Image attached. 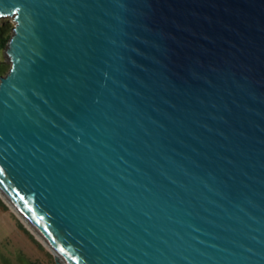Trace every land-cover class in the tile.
Masks as SVG:
<instances>
[{"label":"water","instance_id":"95a60500","mask_svg":"<svg viewBox=\"0 0 264 264\" xmlns=\"http://www.w3.org/2000/svg\"><path fill=\"white\" fill-rule=\"evenodd\" d=\"M0 200L54 264H264V0H0Z\"/></svg>","mask_w":264,"mask_h":264},{"label":"rangeland","instance_id":"374dc122","mask_svg":"<svg viewBox=\"0 0 264 264\" xmlns=\"http://www.w3.org/2000/svg\"><path fill=\"white\" fill-rule=\"evenodd\" d=\"M2 22L15 25L12 17ZM0 264H54L47 248L5 204L0 205Z\"/></svg>","mask_w":264,"mask_h":264},{"label":"trees","instance_id":"16d2710c","mask_svg":"<svg viewBox=\"0 0 264 264\" xmlns=\"http://www.w3.org/2000/svg\"><path fill=\"white\" fill-rule=\"evenodd\" d=\"M13 27L14 26L7 22H2L0 24V77L6 75L11 68V64L5 61L4 50L6 49L7 44L12 36ZM0 205L2 207L4 206L1 201Z\"/></svg>","mask_w":264,"mask_h":264}]
</instances>
